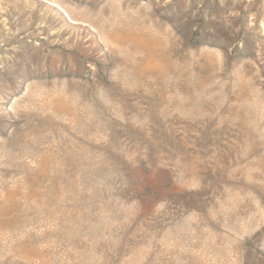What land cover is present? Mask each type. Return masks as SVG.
I'll return each mask as SVG.
<instances>
[{
  "label": "rangeland",
  "instance_id": "rangeland-1",
  "mask_svg": "<svg viewBox=\"0 0 264 264\" xmlns=\"http://www.w3.org/2000/svg\"><path fill=\"white\" fill-rule=\"evenodd\" d=\"M0 264H264V0H0Z\"/></svg>",
  "mask_w": 264,
  "mask_h": 264
}]
</instances>
